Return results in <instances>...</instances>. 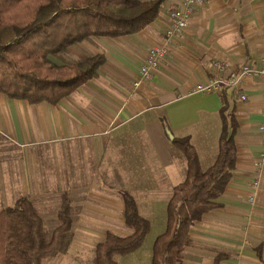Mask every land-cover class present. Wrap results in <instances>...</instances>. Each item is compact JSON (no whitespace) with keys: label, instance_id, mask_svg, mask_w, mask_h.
I'll list each match as a JSON object with an SVG mask.
<instances>
[{"label":"crops","instance_id":"0c3cea01","mask_svg":"<svg viewBox=\"0 0 264 264\" xmlns=\"http://www.w3.org/2000/svg\"><path fill=\"white\" fill-rule=\"evenodd\" d=\"M180 3L162 0L155 20L135 34L70 47L63 56L68 62L94 54H103L105 62L98 76L56 105L0 95V211L28 198L44 227H55L66 198L72 246L92 255L106 232L131 234L122 222L118 191L166 208L186 168L172 151V139L188 137L201 169H208L232 116V176L217 199L220 205L190 228L181 264H212L218 255H224L219 264H262L264 169L258 172L254 161L264 150L258 132L264 80L244 77L220 92L193 88L219 75L211 68L214 60L232 70L264 67V0H205L171 40L150 80L134 87L147 50L162 44L168 13ZM158 180L165 182L152 185Z\"/></svg>","mask_w":264,"mask_h":264},{"label":"trees","instance_id":"16d2710c","mask_svg":"<svg viewBox=\"0 0 264 264\" xmlns=\"http://www.w3.org/2000/svg\"><path fill=\"white\" fill-rule=\"evenodd\" d=\"M162 0H0V94L34 105H56L78 87L98 76L105 62L94 54L74 62L63 56L69 48L95 38L132 35L155 20ZM55 59L58 62H54ZM224 112V109L221 110ZM221 130L212 164L202 170L188 137L173 138L172 146L185 160L183 181L174 186L165 208V227L155 237L150 264H181L189 231L203 215L217 208L235 164L234 134ZM123 202V225L128 236L106 232L95 244L89 264H118L142 245L150 229L133 197L118 191ZM57 225L48 233L28 198L0 211V264H44L63 251L71 235L72 213L66 198L59 204ZM224 255L214 258L219 264ZM258 258L262 264L259 253Z\"/></svg>","mask_w":264,"mask_h":264},{"label":"built area","instance_id":"2783aa9c","mask_svg":"<svg viewBox=\"0 0 264 264\" xmlns=\"http://www.w3.org/2000/svg\"><path fill=\"white\" fill-rule=\"evenodd\" d=\"M204 2L205 0H181L179 7L169 11V22L164 29L162 44L151 46L147 50L148 53H146L144 60L138 68V76L133 84L134 87L138 86L141 82L150 80L153 72L163 64L171 40L183 32L195 9L203 5ZM211 68L219 75L217 77H210L203 84L195 85L193 88L194 92H220L225 87L240 84L244 77H257L264 80V67L242 65L238 69L232 70L226 61L214 60L211 63ZM240 98L245 99V96L241 95ZM258 132L262 146H264V119L258 124ZM254 166L258 172L264 169V150L255 159ZM256 183L254 182L253 185L256 186Z\"/></svg>","mask_w":264,"mask_h":264},{"label":"rangeland","instance_id":"374dc122","mask_svg":"<svg viewBox=\"0 0 264 264\" xmlns=\"http://www.w3.org/2000/svg\"><path fill=\"white\" fill-rule=\"evenodd\" d=\"M71 55V54H70ZM68 58V60L72 61L71 57ZM78 56H85L84 54L78 55ZM54 62H58L55 59H52ZM1 95V94H0ZM3 96V95H2ZM5 97V96H4ZM173 153L177 154L180 157L181 162H184V158L182 154L172 146ZM184 175H182V178L179 181H174V184H178L183 181ZM165 181H151L152 185L156 186ZM173 182V181H172ZM132 195L137 203L138 211L141 216L145 217L150 222V229L146 236L145 241L143 244L135 250L134 252H131L126 255H115L114 261L118 264H150V258H151V246L152 242L155 239V237L162 233L164 230V224H165V204L159 203V204H147L145 201L144 196H140L137 193H133ZM45 230L47 233L53 228V226L46 225ZM72 233L69 238H67L66 245H64V249L62 252L57 254L54 257L51 258H45L43 260L44 264H89L91 259V253L85 250H80L76 246H72ZM68 255H72V260L66 259ZM68 258V257H67Z\"/></svg>","mask_w":264,"mask_h":264},{"label":"water","instance_id":"95a60500","mask_svg":"<svg viewBox=\"0 0 264 264\" xmlns=\"http://www.w3.org/2000/svg\"><path fill=\"white\" fill-rule=\"evenodd\" d=\"M169 137H170V135H169Z\"/></svg>","mask_w":264,"mask_h":264}]
</instances>
